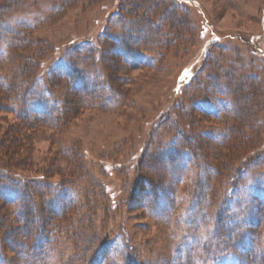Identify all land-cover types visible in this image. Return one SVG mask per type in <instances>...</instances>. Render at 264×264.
Wrapping results in <instances>:
<instances>
[{
	"label": "rangeland",
	"instance_id": "374dc122",
	"mask_svg": "<svg viewBox=\"0 0 264 264\" xmlns=\"http://www.w3.org/2000/svg\"><path fill=\"white\" fill-rule=\"evenodd\" d=\"M168 6L171 17L166 22L162 16ZM25 26H30L25 31L30 38L49 47L40 60L44 67L37 66L31 79L40 73L61 100L81 89L68 82L74 75L99 78V86L108 94L104 103L70 104L73 114H68L63 133L55 135L56 143L29 136L30 159L19 171L8 174L24 178V184L27 181L35 215L48 220L47 228L52 229L46 263H76L80 254L76 245H89L84 236L97 234L99 240L114 238L113 253L128 252L135 264H213L202 245L205 237L211 240L210 225L195 231L196 240L183 225L149 215L140 206L151 200L143 193L144 179L154 180L152 174L160 175L157 184L167 179L155 210L163 214L171 205L174 211L168 216L172 219V214L186 209L180 210L184 204H179L178 196L193 189L194 205L186 197L184 206L193 205L196 218V207L206 206L214 189L222 190L220 180H215L221 167L224 178L231 161L236 164L232 172L257 158L264 164V0L24 1L10 8L0 23V90L10 82L9 65L16 64L17 55L32 54L16 50L10 61L4 53L7 41L16 40ZM55 59L62 65L50 74L46 66ZM187 80L190 83L185 85ZM238 83L242 86L237 87ZM199 101L221 109L218 116L198 110ZM0 116L4 118L0 134L17 130L19 121L12 112L3 111ZM229 123H236L238 135L248 137L246 151H239L236 142L228 151L220 144ZM189 131L194 137L188 147L194 149L199 164L194 170H200L197 194L189 184L191 170L187 178L178 179L180 169L168 178L163 168L155 172L145 168L151 165L150 159L164 165L174 161L173 149ZM49 161V170L56 172L44 177L39 171ZM259 169L260 175L247 178L246 188L241 189L244 195L251 192L252 196L254 188L264 195V165ZM60 184L69 186L62 198L74 201L70 212L75 211V216L72 212L70 218L76 239L67 236L69 228L54 224L55 210L49 200ZM258 205L264 209L263 203ZM75 226H82L85 235ZM256 229L264 234V220ZM263 239L256 247L264 246ZM194 240L197 247L191 245ZM2 245L10 262L18 264L8 241L2 239ZM89 250L84 252L89 254ZM229 260H214V264H230Z\"/></svg>",
	"mask_w": 264,
	"mask_h": 264
},
{
	"label": "trees",
	"instance_id": "16d2710c",
	"mask_svg": "<svg viewBox=\"0 0 264 264\" xmlns=\"http://www.w3.org/2000/svg\"><path fill=\"white\" fill-rule=\"evenodd\" d=\"M24 1L31 3V0H0V23H4L6 13L10 11V8H14ZM170 8L171 6L164 7L163 10L166 11L163 12V21L167 22L171 17L168 13L171 10ZM29 27L25 26L24 32H18L16 40L7 41L8 46L4 52L5 56H10V61L14 55L16 56V54H13L16 50H22L21 52L24 53L28 52L27 50H31L32 54L30 53L20 57L17 55L16 64L9 65L10 82L2 86L0 90V115L3 111L12 112L19 121L17 130L11 131L9 135L0 134V230H2V235L0 236V264H12L10 258H7L6 254L3 253L4 246L2 245V239L6 242L8 241L11 248L16 252L19 259L18 264H48L46 263V258L52 250V229L49 230L47 228L48 220H45L40 214L37 215L36 213L37 216L35 215L34 207L31 204L33 198L28 194L30 187L26 183L27 181L24 184V180H22L24 178L10 177L8 175L12 173L11 171H19L20 167L26 163L25 161L30 159L29 136L38 139H48L56 143V136L63 133L68 119H70V115L73 114L72 107L79 104L85 106L87 103L90 105L97 102L98 104L100 102L104 103L105 96L108 95L105 87L99 86V78L87 79L85 76L79 78L78 75H74L68 82L72 83V86H81V89L76 94L71 95L73 99L70 97H68L70 99H67V96H65L62 100L55 96L52 89L44 82L40 73L35 74L31 79V74L38 67H44L43 65L45 63L40 60H42L41 58L44 57V54L48 51L46 49L49 47L40 43L38 39L30 38L25 32ZM10 51L11 55H9ZM73 51L76 53L75 50ZM136 56L140 58L144 55L137 54ZM57 65L61 66L62 64L55 59L49 67L46 66V72L50 70L49 72L52 74ZM13 72H16L17 75L13 74ZM37 82L38 87H36ZM1 83L3 81L0 80ZM188 83H190L189 80L185 81L184 84L187 85ZM241 86V83L237 84V87ZM66 104L69 105V109ZM70 104L73 106L71 105V107ZM198 104L196 108L204 114L218 116L220 113L219 111L221 109H217L213 104L208 103L204 106L201 101ZM67 109L68 111L66 112ZM2 119L4 118L0 116V122ZM26 129H29L28 133L24 132ZM239 130L236 123H229L224 127L223 136L219 142L225 146L223 148L227 151L233 149L232 144L234 142H236L237 148L240 149L239 151H246L245 144L249 142L247 140L248 137L238 135ZM189 132L184 135L185 138L180 139L181 142L177 143V147L173 149L174 155L177 156L174 161L164 165L159 159L158 161L150 159L151 165L145 168L146 170L148 168H154V172L158 168H163L164 170L162 169V172L168 175V178L170 177V173L175 170L178 172L180 169V175L176 174L178 179H182L183 177L187 178V173L191 170L190 172L192 174L188 178L192 182L189 184L194 189L196 187L195 191L197 194L200 190L199 187L197 188L200 170H194L195 167H199V164L196 162L194 149L190 146L188 147L190 140L194 137H192L194 132ZM259 160L261 159H254V161L246 163L243 167H237L233 172L231 170H233L236 164L233 161L229 162L225 167L228 168L230 173L226 174L224 178H221V170L223 169L221 167L215 180L217 182L220 180L219 182L223 186L222 190H218L217 192L214 189L215 191L213 190L210 199H208V204L206 206L196 207L198 208L195 210L198 213V217L196 218L192 216L194 209V199H192L193 189L187 191L188 193H185L186 196L184 194L178 196L179 202L182 199V202L179 203L180 205H186V197L191 198L193 205L190 207L183 205L180 210L183 208L187 210L181 211V213L183 212L182 214H172L171 216L174 219L168 216L170 210L174 211V207L171 205L165 209V213L163 214L156 212L157 210L155 208H157L159 196L163 194V190H166L164 187L167 180L164 179L161 184L155 183L157 182V177L160 176L157 174H152L154 180H149L150 178L148 177L143 178L144 181L146 180L147 187L145 192L143 190L140 192L148 195L151 200L146 201L143 205L140 203V206L142 208L144 207V210L149 215L159 217L163 222L172 224L174 221L178 226L183 225L188 236L196 240L197 233L195 231L210 225L211 227L208 226V233H210L211 240L205 237V243L202 244L207 248L208 256L210 257L208 262L214 264V262L223 259L225 261L230 259V264H264V246L256 247L258 241L264 237L263 232L260 233L256 229L257 223L260 224L261 222L262 224L264 220V209L258 205L261 203L264 205V195L262 196L260 188H254L252 190V196H250L251 192L248 195H244V192L241 193V189L246 188L247 178H254V175L261 174L259 167H263L264 164L259 163ZM50 164L51 162L49 161L46 164V169L39 171L44 177H47L51 172H56V169L49 170ZM178 165L182 166V168H178ZM248 173L249 175L246 176ZM11 183L13 185H10ZM67 187L69 188L68 185L65 186L62 184L56 186L54 194L50 196L49 202L51 206H54L55 210V214H52L54 216V224L56 223L55 225L60 229L69 228L70 235L68 233L67 236H70V238L75 237L74 239H76V231L73 234L71 233L72 220L70 218L73 212H70V207L74 201H69L68 203L62 198L63 193H68ZM136 191L135 193L138 195L139 192ZM207 193L208 195L210 194L208 191ZM216 196L220 199L217 200ZM195 198L198 199V195ZM248 200L250 201L248 202ZM72 210L74 209L72 208ZM73 215L75 216V211ZM88 221L86 220L85 223L88 224ZM75 227L77 231H82L84 234V228L82 226ZM84 239L89 240V245L84 247L83 244H77L76 246L80 250L77 261L76 263L68 261L67 264H135L128 252L113 253L116 252L114 248L116 241L114 238L99 240L97 234H89V236L85 235ZM196 240L192 242V247L195 245ZM92 242L97 243L98 247L94 248L93 246L95 245ZM127 243L128 241L126 242L125 250L128 248ZM87 250H89V254L84 252ZM244 252L246 253L243 255L242 253ZM62 264L66 263L64 262Z\"/></svg>",
	"mask_w": 264,
	"mask_h": 264
}]
</instances>
